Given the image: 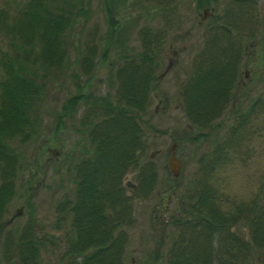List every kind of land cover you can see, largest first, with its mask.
Returning <instances> with one entry per match:
<instances>
[{"label":"rangeland","instance_id":"rangeland-1","mask_svg":"<svg viewBox=\"0 0 264 264\" xmlns=\"http://www.w3.org/2000/svg\"><path fill=\"white\" fill-rule=\"evenodd\" d=\"M24 1L0 0V9L9 17ZM84 1L85 13L70 29L68 57L59 69L46 70L36 133L27 140L5 139L16 148L20 166L13 195L0 214V264H20L24 253L17 242L29 225L38 239L35 264H66L67 232L76 222L71 212L62 216L75 195L72 165L92 154L80 121L85 111L93 112L88 108L93 98L117 97L115 66L140 52L150 56L154 76L147 104L136 118L144 147L134 165L115 174L112 198L98 199L100 214L113 216L103 226H115L114 234L122 230L118 264H165L172 241L188 235L189 229L171 218L186 216L181 200L196 194L197 178L214 190L223 212L264 197V0H214L205 7L198 0ZM220 24H226L227 37ZM212 28L218 31V44L207 46ZM228 37L232 43L240 41L237 59H220L214 67L236 69L219 109L207 111L208 120L196 124L185 113L184 81L197 65L210 63L202 59L205 50L225 45L231 51L235 45L227 44ZM213 51L216 57L218 51ZM71 96L79 98L68 115L60 116L61 105ZM214 145L220 155L212 166L205 165ZM145 165L149 170L138 172ZM0 166H7L6 161L0 160ZM247 212L243 209L220 235L232 233L248 243L246 258L238 255V264H264V245L251 238Z\"/></svg>","mask_w":264,"mask_h":264},{"label":"trees","instance_id":"trees-1","mask_svg":"<svg viewBox=\"0 0 264 264\" xmlns=\"http://www.w3.org/2000/svg\"><path fill=\"white\" fill-rule=\"evenodd\" d=\"M85 2L25 0L17 7L16 13L9 17L0 9V160L7 163V166H0V176L6 179H0V214L6 200L13 195L14 175L20 166L16 148L12 149L6 140L18 136L27 140L36 133L37 104L47 79L46 70L59 69L65 57H68L71 48L70 29L77 18L85 13ZM210 2L214 0H198V6L205 7ZM220 28L227 37L226 24H220ZM218 37V31L213 29L204 41L205 45L218 44ZM226 41L229 46L235 45L231 51L225 45H220L218 49H213L218 51L215 57V51L205 50L202 59L210 63L197 65L184 81L182 95L187 111L185 113L196 124L208 120L211 114L207 111L219 109L229 79L236 69L234 65L214 67L220 59L231 62L237 59L240 41L238 44L232 43L230 37ZM145 61L147 64H142ZM150 61V56L147 57L144 52L120 61L112 72L117 77V97L110 99L108 94H102L93 98L88 107L93 112L85 111L84 120L80 121L82 132L86 131L85 137L88 136L92 142V154L85 161L72 165L75 195L72 201L69 199L71 205L67 207L68 211L63 210L62 216L71 212L77 223H73L70 233L67 232L69 244L65 250V255H68L66 264H118L122 230L114 234L115 226H103V221L106 218L110 221L113 216L109 212L100 214L102 204L98 203V199L104 196L106 199L112 198L115 193L114 180L117 179L115 174L119 176L128 165H134L136 153L143 150L142 131L136 118L147 104L148 83L154 77ZM78 98H68L61 105L60 116L68 115ZM89 113L92 117L90 121L87 119ZM209 153L205 165L212 166L220 155L219 146L214 145ZM147 166H140L138 172L145 173L150 168ZM101 182L102 187L99 188ZM196 185V194L192 197L187 193L189 197L185 201L181 200V205H191L183 207L186 216L179 217L176 214L171 218L172 222L184 225L189 231L187 236L172 241L165 264H238V255L246 258L248 243L240 236L231 237L229 233L222 235L226 239L219 242L224 225L216 226L206 222L214 219L232 222L243 209L248 211L245 213L248 218L260 222L253 224L250 236L256 244L264 245L263 196L258 200L253 197L251 202H240L234 206L233 213L223 212L215 207L218 204L214 190L198 178ZM256 207L259 208L257 211ZM251 212L254 214L248 216ZM231 214L233 217H230ZM31 229L30 225L27 226L26 236L22 235L17 242L19 251L24 253L19 254V257L17 254L20 264H35L33 260L37 256L38 239ZM212 230L218 231L211 233ZM213 239L217 240L216 247L213 246ZM89 247L91 249L87 250Z\"/></svg>","mask_w":264,"mask_h":264},{"label":"flooded vegetation","instance_id":"flooded-vegetation-1","mask_svg":"<svg viewBox=\"0 0 264 264\" xmlns=\"http://www.w3.org/2000/svg\"><path fill=\"white\" fill-rule=\"evenodd\" d=\"M186 199H182V201H185ZM181 207H191V205H189V204H183V205H181ZM215 207H219L218 205H215ZM233 213V212H232ZM247 222L248 223H251L252 225H251V227L250 228H252V226H253V224L255 225V224H257V223H260V222H257V221H255V220H253L252 218L250 219H247ZM206 224H214V225H216V226H218V225H224L223 227L224 228H228V227H232V226H230V225H233L232 224V222L231 221H219L218 219H214V220H212V221H207L206 222ZM247 224V223H246ZM218 230H212L211 231V233L212 232H214V233H216ZM231 236H233V234L232 233H229Z\"/></svg>","mask_w":264,"mask_h":264},{"label":"water","instance_id":"water-1","mask_svg":"<svg viewBox=\"0 0 264 264\" xmlns=\"http://www.w3.org/2000/svg\"><path fill=\"white\" fill-rule=\"evenodd\" d=\"M203 16H204V15H203ZM126 184L129 185V186H133V184L130 183V182H126Z\"/></svg>","mask_w":264,"mask_h":264}]
</instances>
